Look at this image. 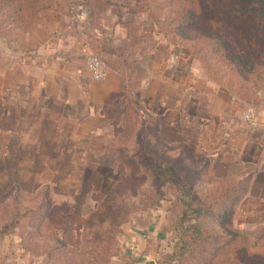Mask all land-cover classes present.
Segmentation results:
<instances>
[{"label": "rangeland", "instance_id": "obj_1", "mask_svg": "<svg viewBox=\"0 0 264 264\" xmlns=\"http://www.w3.org/2000/svg\"><path fill=\"white\" fill-rule=\"evenodd\" d=\"M232 4L0 0L1 262L116 264L155 226L161 264H264V22L232 37Z\"/></svg>", "mask_w": 264, "mask_h": 264}, {"label": "crops", "instance_id": "obj_2", "mask_svg": "<svg viewBox=\"0 0 264 264\" xmlns=\"http://www.w3.org/2000/svg\"><path fill=\"white\" fill-rule=\"evenodd\" d=\"M158 228V227H157ZM149 227V234L133 229L125 244L123 254L116 264H161L160 247L166 240L165 229ZM157 229V230H155ZM0 264H22L18 260H4Z\"/></svg>", "mask_w": 264, "mask_h": 264}, {"label": "trees", "instance_id": "obj_3", "mask_svg": "<svg viewBox=\"0 0 264 264\" xmlns=\"http://www.w3.org/2000/svg\"><path fill=\"white\" fill-rule=\"evenodd\" d=\"M39 1V0H38ZM235 4H232V6H229L226 16L230 17V31L232 33V37L235 35H238L243 31L242 27L237 25V21L241 22L242 18L245 15H258L259 18H261V24L264 22V0H232ZM209 14V10H204V15L207 16ZM203 15V16H204ZM187 24V22L184 23V25ZM259 26H264V25H259ZM227 45V44H225ZM230 47V45H227L225 48ZM234 48V47H233ZM231 46V49H226L229 50V55L231 61H234V64L236 65H242L244 62H248L249 64H254V60L252 55L257 54V52H254L253 47L250 46V49L252 50L251 54L249 57L244 56V54L238 50H234ZM254 67V66H253ZM173 170V169H172Z\"/></svg>", "mask_w": 264, "mask_h": 264}, {"label": "built area", "instance_id": "obj_4", "mask_svg": "<svg viewBox=\"0 0 264 264\" xmlns=\"http://www.w3.org/2000/svg\"><path fill=\"white\" fill-rule=\"evenodd\" d=\"M86 58V66L92 77L96 81H103L107 77V71L101 62V60L96 56H91L87 52L84 53Z\"/></svg>", "mask_w": 264, "mask_h": 264}]
</instances>
